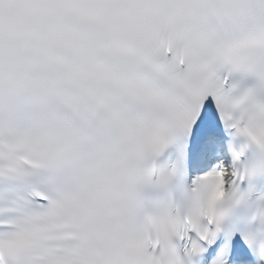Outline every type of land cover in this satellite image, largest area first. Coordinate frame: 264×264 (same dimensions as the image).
Masks as SVG:
<instances>
[{
	"label": "snow or ice",
	"instance_id": "snow-or-ice-1",
	"mask_svg": "<svg viewBox=\"0 0 264 264\" xmlns=\"http://www.w3.org/2000/svg\"><path fill=\"white\" fill-rule=\"evenodd\" d=\"M0 264H264V0H0Z\"/></svg>",
	"mask_w": 264,
	"mask_h": 264
}]
</instances>
